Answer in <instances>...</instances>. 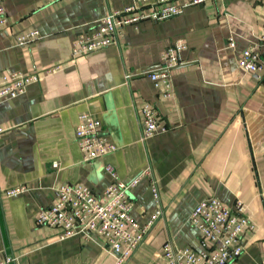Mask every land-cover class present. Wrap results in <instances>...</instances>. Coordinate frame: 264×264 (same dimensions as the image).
<instances>
[{
  "label": "crops",
  "instance_id": "crops-1",
  "mask_svg": "<svg viewBox=\"0 0 264 264\" xmlns=\"http://www.w3.org/2000/svg\"><path fill=\"white\" fill-rule=\"evenodd\" d=\"M132 1L4 0L8 22L0 28V73L40 77L23 94L0 101V261L114 264L115 253L99 237L59 240L55 229L36 224L35 214L56 200L60 185L82 184L100 195L112 180L107 167L124 181L151 167L160 201L143 176L130 190L131 214L140 226L156 209L161 214L124 264H165L167 241L175 248H208L188 217L210 196L245 205L255 228L241 234L243 250L235 264H261L264 71L258 81L239 67L238 58L264 31V0H204L166 19L126 25L115 44L72 54L79 35ZM33 29L37 41L16 44L18 35ZM178 39L186 47L172 71L171 95L164 98L145 72ZM54 65L60 68L45 72ZM145 102L162 129L143 140ZM82 112L100 121L114 152L83 160L75 139ZM19 186L25 190L6 193Z\"/></svg>",
  "mask_w": 264,
  "mask_h": 264
},
{
  "label": "built area",
  "instance_id": "built-area-1",
  "mask_svg": "<svg viewBox=\"0 0 264 264\" xmlns=\"http://www.w3.org/2000/svg\"><path fill=\"white\" fill-rule=\"evenodd\" d=\"M133 0L121 9H114L96 21L94 29L79 35L73 45V55H83L115 44L123 35L126 25L137 26L145 20H162L181 13L184 7L199 4L204 0ZM4 0H0V28L7 24ZM40 38L37 29L22 33L16 37L17 45H29ZM230 45H233L231 42ZM186 47L182 39L174 41L159 56L158 65L145 72L164 98L171 95L172 71L181 64L179 53ZM241 69L249 72L256 80L262 79L264 71V31L259 41L245 47L238 58ZM60 68L54 65L45 69L52 73ZM35 72L25 73L20 70L0 73V101L14 98L25 92L28 85L37 82ZM142 139L157 134L162 127L156 117L154 107L145 102L141 106ZM100 121L88 112L78 115L75 126V139L83 160L114 152L117 147L100 131ZM53 166H57L53 163ZM111 182L101 192L95 194L92 189L82 184H63L56 189V200L49 206L39 209L35 222L57 231L59 240L76 235L88 239L95 235L115 253L114 264H124L136 247L142 242L152 220L161 214L156 209L153 217L140 226L132 217L130 190L143 176L149 178L150 190L156 203L160 201L157 180L151 167L144 169L128 181L119 179L111 168ZM25 186L8 189V195L23 192ZM241 201L229 206L215 196L200 200L191 211L188 222L195 226L210 246L194 249L188 246L173 247L170 242L162 245L165 264H235L243 248L241 234L245 230H254L255 226L245 212ZM7 257L5 263L9 262ZM0 264H4L0 261ZM264 264V258L261 261Z\"/></svg>",
  "mask_w": 264,
  "mask_h": 264
}]
</instances>
